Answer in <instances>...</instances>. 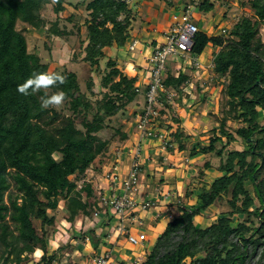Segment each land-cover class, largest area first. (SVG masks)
I'll return each mask as SVG.
<instances>
[{"label": "trees", "instance_id": "trees-1", "mask_svg": "<svg viewBox=\"0 0 264 264\" xmlns=\"http://www.w3.org/2000/svg\"><path fill=\"white\" fill-rule=\"evenodd\" d=\"M131 1L86 0L90 19L86 21L84 61L92 67L102 68L108 47L122 49L127 45L136 18ZM66 2L0 0V264H24L37 248L43 250L40 264L57 260V251L49 254L46 240L47 227L55 221L50 212L64 200L68 220L74 221L79 215L90 216L95 207H100L92 182L83 178L79 186L75 177L87 175L92 167L98 172L103 170L102 157L111 143L101 136L109 125L107 120L127 112L132 104L130 125L135 122L140 107L137 76L130 77L119 67L117 58H108L101 73L102 95L94 102L82 90L75 70L51 69L50 62L28 50L27 37L17 28L18 21L40 25L44 5L53 3V10L60 13L65 10ZM247 2L254 17L241 16L228 31L229 35H212L201 29L192 49L194 56H200L209 44L216 46L212 58L216 77H228L225 93L229 109L220 125L211 129L209 144L196 146L191 152L193 155L216 150L221 155L222 174L203 188L199 195L201 202L194 208L176 201L180 213L167 222L148 256L139 264H264V123L260 121L264 112V42L259 34L264 23V0ZM214 7V1L202 0L199 10L209 12ZM50 31L56 35L73 32L60 30L57 25ZM46 71L59 72L65 77L64 84L48 90L49 94L61 90L66 93L62 108L42 109L43 90L30 95L17 91V86L33 72ZM187 78V73L179 77L171 75L166 85L176 88L181 96L183 90L191 88L188 85L181 88ZM88 84L92 90L93 81ZM198 87L203 86L198 84ZM167 108L163 103L161 114ZM172 118L167 130L172 128V122L177 123L175 140L180 149H186L183 140L188 134L180 129L181 119ZM229 120L245 123L236 133L246 140L248 147L230 150L225 155V143L221 149H216V144L224 137L228 138L226 144L237 140L229 130ZM126 127L117 130L124 145L129 141ZM172 141L167 145L171 150ZM211 166L210 161L205 162V168ZM248 183L253 185L254 194ZM228 193H232L230 211L216 213V221L206 227L195 222L196 216H206L208 207ZM236 214L245 217L234 225ZM252 216L257 217V223ZM35 218H42V232ZM97 235L92 226L73 238L96 237L91 242L99 247L102 240Z\"/></svg>", "mask_w": 264, "mask_h": 264}, {"label": "rangeland", "instance_id": "rangeland-1", "mask_svg": "<svg viewBox=\"0 0 264 264\" xmlns=\"http://www.w3.org/2000/svg\"><path fill=\"white\" fill-rule=\"evenodd\" d=\"M142 0H140L139 4ZM150 1H157L156 4L165 5L166 7L170 8L171 4H188L191 0H150ZM179 1V2H178ZM215 2V10L211 13L207 14L204 11L196 10L193 12V19L194 22L199 24L202 30L208 31L212 35H220L221 27H227L228 31H230L231 27L235 22L239 20V18L243 15L254 17V12L247 2L248 0H211ZM168 2V3H166ZM145 4L150 6L151 3L146 1ZM137 5L135 7L137 8ZM53 3H48L44 5L41 9L42 13V20H40V25H33L26 23L22 20H19L17 23V28L24 32L28 40V50L30 52L38 53L41 55V58L45 62H50L51 69L56 71H63L66 69L75 70L79 74L80 84L82 90L85 91L89 95L92 101L95 102L96 98L101 96L102 94L99 92L100 83H101V76L103 68L106 67V62L108 58L112 57L109 54L102 60L101 67L102 68H94L90 65L89 62L84 61V42L87 38V20L90 19V13L86 9V0H67L65 10L61 11L60 13H56L53 10ZM134 6V4H133ZM181 7V6H180ZM153 8H151V11ZM136 13L138 12L137 9L134 10ZM155 11V10H154ZM153 14V12H151ZM137 15V14H136ZM138 16V15H137ZM216 17L218 22H214L211 18ZM137 18V17H136ZM135 18V19H136ZM141 21V19H140ZM53 25H57L60 30L70 31L72 30V34H62L56 35L53 34L50 29ZM171 25V21L169 22L168 26ZM70 34V35H69ZM260 36L264 42V23L260 25ZM229 35V32H227ZM214 46V45H213ZM216 48V46H214ZM215 52V51H214ZM212 55L214 53L212 52ZM179 62L184 63L183 60L174 55L169 60V65L178 64ZM208 70V71H207ZM201 72H195L193 68L187 67L186 72L190 74V76L194 77L196 75L200 76L201 82H205V85L201 88H187L183 90L182 95L175 96L174 101L177 100L176 106H173L169 98L166 95H163L161 100L162 102L168 106L167 110L162 113L159 117V125L164 129H168L167 125L170 123V119L179 117L183 124H186L188 132L184 131L183 127L180 129L183 130V133H187L188 138L190 137L189 147H192L193 142L198 147L207 146L210 142L211 135H213V127H218L220 125L221 118L226 114L227 109H229L228 105V97L225 93V86L227 83L228 77L221 76L219 78L216 77L218 75L214 69H207ZM193 77V78H194ZM93 81L92 90L88 87V83ZM200 85L201 83L198 82ZM188 91H192V94ZM163 97H165L163 99ZM145 95L139 96V108H143L144 106ZM164 100V101H163ZM64 105V104H63ZM62 105V106H63ZM196 105V107H194ZM59 107V108H62ZM132 104L129 106L127 112L119 113L117 116L108 119V127L105 129L101 136L105 139H109L111 141L109 151L105 154L103 161L112 159L116 156V152L120 151L124 146V143L121 141L120 134L117 130H121L123 127L129 125V122L132 121V111H133ZM131 111V113H130ZM127 122V125L126 124ZM260 121L264 123V112H261ZM131 124V123H130ZM245 125L244 122L240 120H229L228 127L229 130L236 136V141H232L226 144L227 137H224L222 141H219L216 144V149H221L224 146V154L227 155V152L233 149H244L248 147V144L245 139L240 137L236 130L240 126ZM205 129V130H204ZM204 130V131H203ZM190 132V133H189ZM172 137H175V132H170ZM174 139V138H173ZM205 157H203L201 163L199 164L198 169H196V174L191 175L187 184H184V187L179 188V191L184 193V196L180 197L182 203L187 205L189 208H194L199 204L200 199L199 195L204 190L205 184H209L213 181L215 174H222L219 171V167L221 165V155L217 154L216 150L204 153L202 152ZM57 157L59 154H56ZM210 161L211 167L210 169L205 168V162ZM95 165H98L99 160L96 161ZM209 170L210 174H202V171ZM145 176L147 171L143 173ZM141 173V180H145ZM90 170H88L87 175L85 176H78L75 179L78 180V185L82 186V179L89 178ZM209 180L210 182H207ZM202 183L204 184L203 186ZM248 188L254 194V187L252 184L248 183ZM13 189V187L11 188ZM172 189H168L166 195H168V191L172 193ZM187 191V192H186ZM175 193V192H174ZM175 197V194L172 195ZM232 193L226 194L222 199H218L214 204L208 207V213H212V216L216 213H227L231 210V206L229 204V199H231ZM175 200V198H173ZM258 200V199H257ZM176 203L174 202L175 205ZM259 204V201L257 202ZM178 205L173 208L172 211L173 215H170V219L173 216H176L180 213L178 210ZM55 216V221L53 226H46L47 227V244H48V251L51 253L52 251H57V260L59 261H67V264H73L70 260V256L75 249V246L78 244H73V235H83L84 232L88 231L94 223L97 221L94 218V210L90 214V216L84 217V215H79L76 217L74 221H69V212L65 207L64 200H61L60 206L50 212ZM128 214V213H127ZM207 217V215H206ZM234 225H236L240 220H243L245 216L243 215H234ZM88 218H91L92 224H84V221H88ZM203 222L200 218L195 220L198 225L202 227H206L213 221H216L217 217L211 218L210 220L204 219ZM255 223L258 222L256 216H252ZM98 219V218H97ZM90 221V220H89ZM202 222V223H201ZM208 223V224H207ZM35 224L37 228L42 232L43 228V220L42 218H35ZM207 224V225H206ZM137 229H146L149 231V234L153 237L155 236V232L152 228H149L147 225L144 227L142 226H135ZM117 230V227L114 228V231ZM97 233V232H96ZM110 233V232H109ZM112 233V232H111ZM110 233V234H111ZM115 233V232H114ZM102 236L97 235L100 237L101 240L103 236L108 237V233L106 229L101 233ZM61 239V241H60ZM66 239L67 241H63ZM78 242L81 243V247L83 248V243H87L89 240L91 241L96 240L94 238H77ZM52 240H56V242H52ZM59 241V242H58ZM72 241V242H71ZM151 240H148L145 244V251L143 260L146 259L150 249L152 248L153 243H150ZM150 243V244H149ZM56 247V248H54ZM81 249V248H80ZM85 249V248H84ZM43 250L37 248V250L33 253H30L28 256V260L25 261L24 264H40V259L42 257ZM141 260V261H143ZM134 263V262H133Z\"/></svg>", "mask_w": 264, "mask_h": 264}, {"label": "crops", "instance_id": "crops-1", "mask_svg": "<svg viewBox=\"0 0 264 264\" xmlns=\"http://www.w3.org/2000/svg\"><path fill=\"white\" fill-rule=\"evenodd\" d=\"M146 1L151 3L150 6L145 4ZM139 2L140 0L131 1L133 10H138L136 13L138 16L136 15L137 18L133 20V24L130 29V38L127 42V45L122 49H119L116 46L108 47L106 49L107 55L109 54L113 58H117L119 67L125 69L126 73H128L130 77L137 74L134 67L140 71V76L143 74L144 67L147 64V55L152 50L153 46L162 40L164 33L169 29L170 26H168V24L171 21L173 11L179 9L180 6L184 4H171V7L168 8L165 5L156 4L155 2L157 1L153 2L150 0H142L140 4ZM136 4H138L137 8L135 7ZM151 8H153L152 11ZM214 10L215 7L206 13L209 14ZM151 12H153V14H151ZM211 19L214 22H218L216 17H212ZM134 40H138V46L134 51H131L129 50V45ZM216 50L217 48H214L213 44H209L205 48L203 54L200 55V59L205 62H209L213 58L212 52L214 53ZM194 107H196V105H194ZM133 124L134 123H131L128 125V127H126L129 134V143L132 142V144L136 141V132ZM172 125L173 126L170 130H166L157 124V129L162 134H164L166 137V142L174 140V142L172 141L169 143L170 147H172V150L168 147H164L165 144L162 138H148L143 140L142 143V174L146 171L147 174L146 176L143 174L145 180H141L139 197L152 199L155 203L147 210H138L130 213L124 220V223L127 227L131 225L130 229L132 231H145L147 233L148 239L143 243L134 246L128 242L126 234H120L119 230L114 231L113 228V232L111 234L109 233L108 237L103 238L99 247H95L89 240L87 243H83L84 246L82 248V244L78 242V239L73 238V244H78L75 246V249L70 256L71 262H74L73 264H95L93 257L104 252H108L111 255V258L107 264H139L141 260H143L142 258L144 257V254H146L144 249L146 245L145 243L148 240H151L150 243L152 244L160 231L165 228L167 222L170 220V215H173V213H170V211L172 212L174 210L173 208L176 206V204H172H174V202L176 203V201L181 202L182 200L180 197L184 196L182 191L178 192V190H180L179 188L184 187V184L188 183L191 175L196 174V169H198L197 166H199L203 157L206 155H204L202 152L191 155L192 149L198 145H195V142H197L195 141L190 148L189 144L191 141H189L190 137L188 138V136H186L183 140L186 145V149H180L178 147V142L175 140L176 137H172L173 135L170 134V132L173 131L176 134V130L179 125L173 122ZM181 127H186V124H182ZM183 130L188 132L187 127ZM119 155L121 156V161L118 169L121 171H127L128 166L131 163V157L128 153L124 152L120 153ZM105 163H107V160L103 161V166ZM89 170L90 175L87 179L92 182L93 188L98 187L99 185H106L104 183V179L102 178L103 170L98 172V170H95L94 167L90 168ZM205 173L210 174V171L206 169ZM217 175H219V173L215 174V177ZM206 181L210 182L209 180ZM203 185L204 184L202 183L201 186ZM205 185L206 187H209L210 183ZM171 188H173L172 193L168 191L169 194L166 195L167 190ZM173 194H175V197L172 196ZM178 195L180 197L177 198ZM173 198H175V200ZM206 215L207 217L198 215L196 216L195 220H198L199 222L200 218H202L201 221L203 224H205L203 217H205L204 219L207 220L217 217L216 214L212 216V213H207ZM112 219L114 223H116L115 218L113 217ZM140 220L143 221V225L139 224ZM84 224H92L91 218H88V221H84ZM145 225L153 229L155 236L152 237L149 234V231L144 228H135V226L144 227ZM105 229L106 228L102 230L104 231ZM108 230L109 229H106V231ZM100 236L102 235L100 234ZM63 241L67 240L64 239ZM52 242H56V240H52ZM51 253H53V251ZM65 262L67 261L55 260L50 264H67Z\"/></svg>", "mask_w": 264, "mask_h": 264}, {"label": "built area", "instance_id": "built-area-1", "mask_svg": "<svg viewBox=\"0 0 264 264\" xmlns=\"http://www.w3.org/2000/svg\"><path fill=\"white\" fill-rule=\"evenodd\" d=\"M201 1L192 0L190 3L183 4L179 9L174 10L169 29L146 57L147 64L144 67L143 74L140 76V71L134 67L137 72L135 76L138 79L136 90L141 95H145L144 106L137 110L133 124L136 141L133 144L128 141L120 151L116 152L114 158L107 160L102 171V178L106 185L93 188L100 206L94 208V218L97 221L93 227L96 228L98 235L103 232L102 229L104 228L109 229L106 231L109 234V232H113L112 228L117 227L120 234H126L128 242L134 246L148 239L145 231H132L130 229L131 225L127 227L124 220L130 213L147 210L155 203L152 199L139 197L143 165L141 162L142 143L143 140L148 138H162L165 144L164 147L166 148L168 145L164 134L157 129L159 116L161 115L160 107L163 104L161 98L166 95L170 103L176 106L177 100L174 101V97H180V93L176 88L168 87L166 79L171 75L179 77L181 73H187V67L193 68L195 72L205 71L209 68L214 69L213 59L205 62L200 59V56L192 54L196 35L201 31L200 25L194 22L193 12L199 10ZM227 32V27H221L220 35ZM137 46L138 40H134L130 43L129 50L134 51ZM174 55L180 57L184 63L179 62L177 65H169V60ZM123 70L126 72L125 69ZM187 74L188 78L181 88L188 85L192 89H197L198 82L202 86L205 85V82H201L199 75L194 77V75ZM188 92L192 94V91ZM122 152L128 153L131 157V163L127 171L118 169L121 161L119 154ZM111 215L115 218L116 223H114ZM139 224L143 225V221L140 220ZM110 258V253L104 252L94 256L93 261L95 264H107Z\"/></svg>", "mask_w": 264, "mask_h": 264}, {"label": "clouds", "instance_id": "clouds-1", "mask_svg": "<svg viewBox=\"0 0 264 264\" xmlns=\"http://www.w3.org/2000/svg\"><path fill=\"white\" fill-rule=\"evenodd\" d=\"M64 83L65 77L59 72H33L25 82L17 86V91L23 95H30L40 93L43 90L44 95L40 96L41 108L58 109L65 103L66 93L61 90L49 94L48 90Z\"/></svg>", "mask_w": 264, "mask_h": 264}]
</instances>
